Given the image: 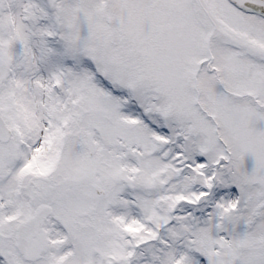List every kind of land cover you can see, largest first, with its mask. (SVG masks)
Here are the masks:
<instances>
[{
    "label": "snow or ice",
    "instance_id": "6c2138e0",
    "mask_svg": "<svg viewBox=\"0 0 264 264\" xmlns=\"http://www.w3.org/2000/svg\"><path fill=\"white\" fill-rule=\"evenodd\" d=\"M0 264H264V0H0Z\"/></svg>",
    "mask_w": 264,
    "mask_h": 264
}]
</instances>
